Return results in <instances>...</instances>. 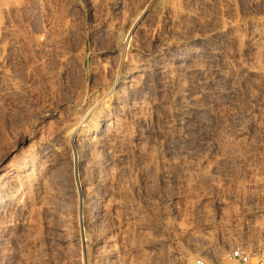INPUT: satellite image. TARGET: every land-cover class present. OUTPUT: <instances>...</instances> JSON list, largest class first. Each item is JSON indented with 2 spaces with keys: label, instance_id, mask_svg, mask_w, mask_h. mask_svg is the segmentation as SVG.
Here are the masks:
<instances>
[{
  "label": "rangeland",
  "instance_id": "374dc122",
  "mask_svg": "<svg viewBox=\"0 0 264 264\" xmlns=\"http://www.w3.org/2000/svg\"><path fill=\"white\" fill-rule=\"evenodd\" d=\"M0 41V176L32 181L0 194V264L264 259V0H0ZM115 81L88 255L84 174L60 138Z\"/></svg>",
  "mask_w": 264,
  "mask_h": 264
},
{
  "label": "bare ground",
  "instance_id": "6f19581e",
  "mask_svg": "<svg viewBox=\"0 0 264 264\" xmlns=\"http://www.w3.org/2000/svg\"><path fill=\"white\" fill-rule=\"evenodd\" d=\"M141 22H142V15L140 14L139 16H137V17L132 19L131 25L129 27V30H127V32L125 30H124L125 32H119V31H118L119 33L115 32L116 39L122 45V47L124 46V48H125L133 40V38H134L135 34L137 33V31L141 28ZM0 46H1V41H0ZM122 56H123V54H122ZM125 77L127 78V76H125ZM116 84H117V81H115L113 86L110 87V92L107 95H104L102 98H100L98 100H95L93 103H91L85 109V111L82 113V115L80 117H78L76 120L73 118L75 120V122L73 121L72 124H69V126L64 130L62 135L60 134L61 138L59 137L60 139L63 140V142H62L63 144L62 145L66 149H70V150L72 149V150L76 151L74 156H73V159L77 163L78 168L84 174V177L82 179L83 182H82V190L81 191L84 193V195L86 197L85 198L86 200L82 204L83 205V209L85 211V217H84V219L82 221V224L84 226H86V230H85L86 236L87 237L90 236V239H87L85 241V248L87 249L88 255L92 251L91 248H93V244L98 245L100 243V239L96 238V236L94 235L95 234V230H96L95 224H97L98 222H97V219H96L97 217L95 218L94 209L90 205V201L93 198V194L95 193V191L93 192V189H94L93 187L94 186H92V182L90 181L89 174H90V172L93 169L96 168V165H97V162H98L97 159H98V155H99L97 151H99L98 150V149H100L99 147L102 145V147L106 146L107 148L111 149V148H113L114 146H116L119 143V139H120L119 132L117 130H114V129H112L110 127V126H112V124L110 126H108V127H105V128L99 127V120H100L99 116H101V115L97 114V110H99L100 105L103 104L105 99L114 98L115 97L114 96L115 93L113 91L116 88ZM116 101H118V100H116ZM107 116H109V115H103L102 119L107 118ZM71 121H72V119H71ZM67 125H68V122H67ZM62 145L60 144L59 146H56V144H53L52 146H53V149L55 151H58L59 149H61ZM84 146H86L85 148L88 149V153L85 152L86 150L83 148ZM82 148L84 149V152L86 154L85 153H81V152H83ZM70 156H72V155H70ZM98 164H100V163H98ZM20 165H22V164H20ZM12 169H16V167H14ZM100 170H101V167H100ZM100 170H99V172H100ZM31 174L28 173L27 176H29V175L31 176ZM94 175H96V174H94ZM94 175H93V177H94ZM22 185L23 186H31L32 185V181L29 180V178L26 177V176H24L23 178H18L9 169L6 170L4 173H2L1 176H0V194H1V192H3V194L4 193H9V192H11V190L13 188H15L17 186H22ZM1 197L2 196L0 195V199H1ZM105 201H106V199H105ZM103 208H104V201L103 200H99L98 201V209H99V211L102 210ZM98 225H100V224H98ZM89 257H88V259H89ZM106 257H107V255H106ZM181 258H182L181 260L183 261L184 264H194L193 256L191 254H188L187 252L183 253ZM219 258H220V256H219ZM88 259H87V261H88ZM89 262H88V264H89Z\"/></svg>",
  "mask_w": 264,
  "mask_h": 264
},
{
  "label": "built area",
  "instance_id": "2783aa9c",
  "mask_svg": "<svg viewBox=\"0 0 264 264\" xmlns=\"http://www.w3.org/2000/svg\"><path fill=\"white\" fill-rule=\"evenodd\" d=\"M230 258L240 262L241 264H264V259L260 256L252 254L244 246H237L233 248L230 252ZM194 264H211L204 257H196L194 259Z\"/></svg>",
  "mask_w": 264,
  "mask_h": 264
}]
</instances>
